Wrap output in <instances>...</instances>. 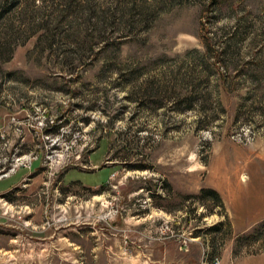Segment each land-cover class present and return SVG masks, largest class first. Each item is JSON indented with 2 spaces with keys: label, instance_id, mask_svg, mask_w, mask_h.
I'll use <instances>...</instances> for the list:
<instances>
[{
  "label": "rangeland",
  "instance_id": "374dc122",
  "mask_svg": "<svg viewBox=\"0 0 264 264\" xmlns=\"http://www.w3.org/2000/svg\"><path fill=\"white\" fill-rule=\"evenodd\" d=\"M253 182L264 0H0V264H239Z\"/></svg>",
  "mask_w": 264,
  "mask_h": 264
},
{
  "label": "crops",
  "instance_id": "0c3cea01",
  "mask_svg": "<svg viewBox=\"0 0 264 264\" xmlns=\"http://www.w3.org/2000/svg\"><path fill=\"white\" fill-rule=\"evenodd\" d=\"M214 188L223 196L227 209L240 210L245 218L252 221V225L264 218L263 183L253 182L252 186L247 188L240 184H230L227 188ZM239 264H264V254L248 256Z\"/></svg>",
  "mask_w": 264,
  "mask_h": 264
},
{
  "label": "built area",
  "instance_id": "2783aa9c",
  "mask_svg": "<svg viewBox=\"0 0 264 264\" xmlns=\"http://www.w3.org/2000/svg\"><path fill=\"white\" fill-rule=\"evenodd\" d=\"M206 264H208V263H206ZM209 264H221V262L219 259L215 258Z\"/></svg>",
  "mask_w": 264,
  "mask_h": 264
},
{
  "label": "trees",
  "instance_id": "16d2710c",
  "mask_svg": "<svg viewBox=\"0 0 264 264\" xmlns=\"http://www.w3.org/2000/svg\"><path fill=\"white\" fill-rule=\"evenodd\" d=\"M203 193H205V194H206V193H208V194H212V195H215L216 198H219L218 195H217L214 191H211V190H209V191H207V192H206V191H203Z\"/></svg>",
  "mask_w": 264,
  "mask_h": 264
}]
</instances>
